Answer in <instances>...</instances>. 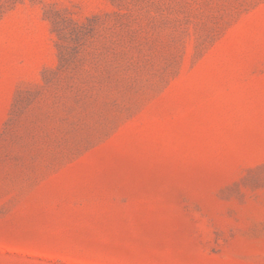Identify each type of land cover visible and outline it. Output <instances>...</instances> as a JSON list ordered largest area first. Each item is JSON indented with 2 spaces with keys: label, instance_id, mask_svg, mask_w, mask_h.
Returning a JSON list of instances; mask_svg holds the SVG:
<instances>
[{
  "label": "rangeland",
  "instance_id": "obj_1",
  "mask_svg": "<svg viewBox=\"0 0 264 264\" xmlns=\"http://www.w3.org/2000/svg\"><path fill=\"white\" fill-rule=\"evenodd\" d=\"M0 264H264V0H0Z\"/></svg>",
  "mask_w": 264,
  "mask_h": 264
}]
</instances>
